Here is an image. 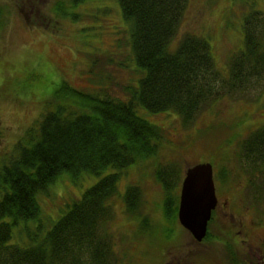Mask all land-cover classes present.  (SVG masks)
Listing matches in <instances>:
<instances>
[{
	"label": "trees",
	"instance_id": "1",
	"mask_svg": "<svg viewBox=\"0 0 264 264\" xmlns=\"http://www.w3.org/2000/svg\"><path fill=\"white\" fill-rule=\"evenodd\" d=\"M92 1L96 0H56L52 11L78 21L82 14L76 8ZM117 1L129 27L131 61L139 77L125 84L126 96L119 97L105 86L109 78L105 80L101 70L90 69L97 78L94 88H78L62 80L42 100L40 117L24 135L26 142L20 139L12 155L0 162V264H118L107 233L98 230L112 216L115 199L121 200L127 217L138 220L135 241L140 240L141 229L143 234L153 231L156 242L155 230L162 224L138 214L146 206L140 185L128 183L123 193L119 191L132 166L145 168L143 178L153 179L162 192L163 218L171 223L178 220L180 179L170 167L152 162L171 139L147 116L173 112L186 122L205 103L216 102L219 82L237 92L264 79V0H239L242 45L233 52L226 73L217 67L206 37L188 33L174 43L189 0ZM260 99L264 103V97ZM239 148L238 158L251 165L253 176L262 173L264 123L251 130ZM109 168L113 170L105 172ZM64 172L103 175L67 203L45 233L40 226L38 231L25 227L27 238L12 242L13 227L37 221L42 212L39 195ZM166 231L170 241L174 230ZM231 246L226 243L227 253L235 252ZM112 255L117 257L110 262Z\"/></svg>",
	"mask_w": 264,
	"mask_h": 264
},
{
	"label": "rangeland",
	"instance_id": "2",
	"mask_svg": "<svg viewBox=\"0 0 264 264\" xmlns=\"http://www.w3.org/2000/svg\"><path fill=\"white\" fill-rule=\"evenodd\" d=\"M55 3L0 0V162L12 155L20 139L26 142L24 135L40 117L42 100L62 80L89 90L97 80L89 70H101L105 80L109 78L104 84L110 93L125 97L123 86L139 77L131 61L129 27L122 20L117 0H96L77 7L82 14L78 21L56 15L52 11ZM240 7L239 0H189L174 43L188 33L206 37L213 46L217 67L226 73L233 52L242 45ZM229 23L234 28L229 29ZM218 84L216 102L205 103L186 122L173 112L147 116L171 139L152 160L153 165L170 167L171 174L180 179V187L190 166L200 162L213 165L219 202L206 239L200 242L178 220L171 223L163 218L159 184L143 178L145 168L134 170L132 166L120 181L119 191L123 193L128 183L139 184L146 206L138 214L150 215L162 227L155 230L156 246L153 231L143 234L139 229L140 240L135 241L138 220L127 217L123 203L115 199L112 216L98 230L107 233L106 240L118 253V264H225L226 243L232 244L242 264H264V171L253 176L251 165L238 158L239 143L264 123L260 99L264 97V79L237 92ZM146 174L149 177V171ZM102 175L60 174L49 190L39 195L42 212L37 221L15 225L12 242L27 238L25 227L38 231L40 226L39 231L45 233L65 205L79 198ZM166 228L174 230L170 241L165 238L169 235ZM116 257L110 256L109 261Z\"/></svg>",
	"mask_w": 264,
	"mask_h": 264
},
{
	"label": "water",
	"instance_id": "3",
	"mask_svg": "<svg viewBox=\"0 0 264 264\" xmlns=\"http://www.w3.org/2000/svg\"><path fill=\"white\" fill-rule=\"evenodd\" d=\"M217 202L213 165L200 162L190 166L181 185L178 218L198 241L207 233L208 221Z\"/></svg>",
	"mask_w": 264,
	"mask_h": 264
},
{
	"label": "flooded vegetation",
	"instance_id": "4",
	"mask_svg": "<svg viewBox=\"0 0 264 264\" xmlns=\"http://www.w3.org/2000/svg\"><path fill=\"white\" fill-rule=\"evenodd\" d=\"M217 205H218V203H217ZM216 207H215V209H216ZM239 257H240L239 254L236 253V252L226 253V256H225V259H224L225 261L223 260V262L225 264H235V262L237 261V264H242L243 261H241V259H240L241 257L240 258ZM249 261H251V260H249ZM248 264H254V263L248 262Z\"/></svg>",
	"mask_w": 264,
	"mask_h": 264
}]
</instances>
